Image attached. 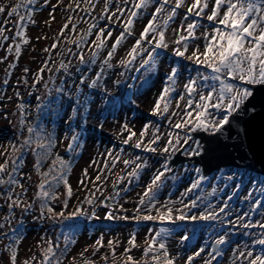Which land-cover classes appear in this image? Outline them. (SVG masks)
Returning <instances> with one entry per match:
<instances>
[{"label":"snow or ice","instance_id":"6c2138e0","mask_svg":"<svg viewBox=\"0 0 264 264\" xmlns=\"http://www.w3.org/2000/svg\"><path fill=\"white\" fill-rule=\"evenodd\" d=\"M93 0H84V3L91 7ZM37 0H21L20 3L10 6L7 9V17L10 20L13 16H17V23L13 26L15 28L14 36L9 37L5 35L8 21L0 24V47L6 41L19 40L23 45L30 43L29 38L26 36V25L35 24L33 16L35 10L29 8V5H34ZM50 0H45V4L41 7H45ZM112 3V0H106L104 14L101 18H106L112 21L113 17H117V22L122 20V31L115 38L111 47L108 49L106 57L103 60V66L108 68L113 67L111 61L115 56L117 50L120 48L127 37L134 35V24L138 15L141 14V10H147L149 6L156 5L154 11L151 14V18L141 31L139 38L135 40L134 44L126 53V58L121 59L119 64L122 67H131L140 57L139 67L136 71L146 69L149 72L157 71V57L159 53L158 49L167 50L170 45L166 40V31L171 22H174L179 15L181 8H187L186 13L180 22L178 29H173L172 40V55L175 58H183L190 61L194 67L184 68V71L188 73L187 79L183 84L182 90L178 91L179 76L181 73L180 64H174L171 67L170 72L165 74V86L160 92L156 102L152 108L151 115L158 119H166L167 123L173 131L166 133L167 139L163 147H157L161 140L159 124L146 123L143 130L139 133L140 139L136 140L133 147L136 149H142L144 152L156 154L161 152L166 154V158L160 163V167L154 172L151 182L146 186L143 195L136 201L137 207L135 213L131 219L137 223L141 221H153L157 217L163 221L164 219L171 220L173 213V205L177 202L165 201L161 209H157L156 205L159 203L157 199V191L162 186V177H165L166 173L171 171L170 160L171 158L180 153L186 157H199L205 154V144L202 140L196 139V134H204L209 138L208 150L211 151L215 146H228V142L238 141L240 147L247 142L248 139V125L256 119L258 115V106L254 103L256 97H260L261 115H264V0H193L191 4H188L187 0H124L125 4H131L132 8L128 11V15L125 17V9H121L117 6L116 11L108 15V6ZM210 4L212 5L210 7ZM24 8L25 15L20 14V9ZM55 7V6H54ZM77 8H79V0H77ZM87 12L88 8L82 9ZM6 13V7L0 6V15ZM165 15L161 17V14ZM52 19L54 16L49 14ZM71 17H69V20ZM100 19V18H97ZM162 19V24L158 23V20ZM211 25L202 23L203 20ZM47 23V21H46ZM69 25L65 23L60 35H63V30L68 29ZM204 28V31L197 36V31L200 28ZM96 30L95 39L91 40V46L88 51L91 53L90 59L85 60V56L82 52L72 53L71 49H68L72 55H78L80 64L95 65L97 59L100 57V53L107 47L106 41L112 39L113 29L98 28L97 23L94 21L89 24L86 33L81 34L78 40L75 41L77 46L87 45L89 38L92 36L93 30ZM72 31L75 32V25H73ZM107 33V35H105ZM151 37V38H150ZM202 40L203 45L197 41ZM145 42L147 47H145ZM22 44L15 42L6 49L7 55H13L15 62L8 65V69H14L17 66V62L22 55ZM57 47L56 43H53L52 48ZM192 48L190 55H187L189 48ZM203 47V51H201ZM45 52H50V48H45ZM147 52V56L144 53ZM3 61L0 60V63ZM61 62L60 69H63L65 74H69V65ZM101 67L100 74H97L90 82L81 73L79 85H87L88 88L96 89L98 82L102 78L104 67ZM47 64L36 73L33 84H39L43 79V73ZM30 69L25 68L24 73L27 74ZM77 71H81L79 68ZM194 73V74H193ZM123 75V73H121ZM23 82L28 83L25 77ZM9 84V79L3 80V85L6 87ZM47 87V85H45ZM78 90H81L78 86ZM106 91V90H105ZM57 92L65 94L64 88H58ZM175 94V95H174ZM17 99L22 101L20 93H16ZM71 99V97H70ZM135 103V101H132ZM60 103L59 99L56 101ZM175 103V109L172 110V105ZM75 104L79 106V110L84 113L89 111V101L87 97L82 101L79 98L75 99ZM183 104V108H181ZM49 105L41 103L37 106V113ZM21 120L19 121L20 138L16 143L10 145L11 151L7 149L0 153L5 157V162L0 164V186H8L6 193L0 194V198H3L8 203L9 210L20 208L22 213H28L33 210V203H26L21 199L19 195L15 198L13 193L15 187L23 189V184L20 183L19 178H23V174L20 172L21 167L25 163V152H33L36 157L34 168L39 172L42 167V162L51 155L53 146L57 143L52 133L45 132L42 125L32 124L29 125L25 118V112L27 106L21 102L17 105ZM78 107H70V114L68 116L69 128H72L73 122L79 117ZM58 111V109H57ZM175 118V122H173ZM86 124V118L83 120ZM99 127L102 129L103 124ZM153 129L151 139L145 142V136L148 134L149 129ZM27 132L25 137L23 134ZM122 132H127L128 135L123 139L124 145L129 144L133 140V137L137 135L136 132L129 127L127 123L122 125ZM69 139L67 145V152L71 154H78L77 148H82L83 144L79 143V133L74 132L73 135L65 137ZM47 141V142H45ZM236 146V145H232ZM120 149L113 156V151H108L107 156L112 158V167L115 166L116 160L119 157ZM56 161L59 163L57 168L56 162L49 168L48 172L40 173V183L38 184V198L40 199V216L35 219L40 220L45 217L55 219V217L63 218L64 220H71L77 216H87L83 205L87 204L93 209L92 217L99 219L96 216L94 208L96 206H102L105 209L111 208V211L106 212L104 219L109 222L114 221H126L129 219L126 215H117L116 213L125 212L126 209L123 205L119 204V198L121 191L128 192L129 188L125 187L122 190L117 189V183H113L114 194L105 197L102 201L95 199L96 193L101 192L99 186H96L94 191L85 197L79 206H77L68 216H65L64 211L56 212L55 209L49 206V201H55L58 199L55 191L56 187L62 182L66 187V198L61 202L63 209L68 208V200L71 199L73 192L70 184L68 183V174L72 171V160H65L59 155L56 157ZM136 161H141L136 163ZM92 164L95 165L96 161L93 160ZM124 164H135L132 171L128 172L129 177L139 179L140 172L149 167L146 160H142L137 156L134 161L124 160ZM105 168L109 165L105 163ZM56 173L53 175V173ZM194 172L199 174L201 169L199 167L194 169ZM102 174V173H101ZM6 177V178H5ZM51 177V179H49ZM31 179V177H27ZM88 178L87 169H84L82 178L78 182L81 186H85L84 180ZM229 180H233V175H228ZM101 179V175L98 174L95 181L92 183L95 185L96 181ZM125 177H118V182H123ZM205 177L199 176L198 179L191 183L190 187L182 193V196H186L187 193L193 189H197L200 186L201 181ZM131 183V181H129ZM236 190H239L237 185ZM255 187L253 188V191ZM253 191H249L246 196L243 197L246 201H251L253 197ZM260 193L264 195V187L259 189ZM216 189L213 188L210 195H215ZM102 195V192H101ZM232 196L227 198V201H231ZM108 201H115V207ZM227 201L217 210L214 209L212 204H207V207L203 212L197 215L187 217L184 209L187 208L191 211L193 208L199 207L197 200H192L189 204H184L183 200L178 203L182 204V207L177 208L179 213L177 219L183 221L186 218L193 221L199 219L203 221H220L222 223L231 224L233 228L241 227L245 230L260 229L258 234L251 231H245L243 235L251 238V243H245L242 247L237 245L232 249L231 264H264V211H260L261 219L259 221L249 222L248 217L253 215L256 210L264 209V203L260 200H255L252 203V208L249 213L242 214L236 217L234 221H228L227 216L230 215L226 211L228 208ZM143 210V212H142ZM157 212V216H153V211ZM221 214L224 217L221 218ZM11 216L5 217L8 221ZM23 226V221L16 229H12L11 234L13 239L8 245L5 246V251L9 253L8 264H17L19 255V244L23 239V234L20 232V228ZM5 227L4 224H0V229ZM78 225H73L71 230L75 231ZM170 235L169 229L161 227L155 232L150 241H146L147 247L143 251V258L148 259L151 253V260L153 264H160L161 255L164 260V264H176L175 258L171 256L168 251L166 239ZM9 233H4V238H8ZM190 237L184 235L183 241H188ZM103 237L96 241V245L103 246ZM2 242V241H0ZM75 243L74 239H68L66 237V243L64 249L57 253V246L49 244L44 249L43 257L40 264H63L62 257L68 251L71 244ZM230 244L229 234L225 233L215 239L208 249L202 246L199 247L193 255H189L186 258L185 264H193L197 257L203 260V264H213L214 261H218L219 258L225 256L224 248ZM109 249L112 253L113 259H115V245L116 241L108 242ZM129 247L125 249L123 255L126 256L125 264H137L134 258L128 253L132 248L137 247L136 233H130L128 240ZM260 247L258 253H254L252 249ZM94 251H99V248H95ZM202 254H205L202 256ZM83 257V253H81ZM107 261L108 256L105 254L102 257ZM23 264H30V261L25 260ZM72 264H76L73 259ZM85 264L90 262L85 261Z\"/></svg>","mask_w":264,"mask_h":264},{"label":"rangeland","instance_id":"374dc122","mask_svg":"<svg viewBox=\"0 0 264 264\" xmlns=\"http://www.w3.org/2000/svg\"><path fill=\"white\" fill-rule=\"evenodd\" d=\"M20 2L21 0H0V6L6 7V13L0 15V24H3L6 20L8 21L7 28L10 30L6 31L5 35L9 37L14 36L15 28L13 26L15 25V16L9 20L7 17V9ZM187 2L188 4H191L193 0H187ZM105 3L106 0H93L91 7H89L84 3V0H79V8L77 9V0H51L45 7H40L41 10H37L35 6L33 8L35 10V15L32 17L35 24L26 25V36L29 38L30 43L23 45L22 41L9 40L0 47V60L3 61L0 63V153H3L6 149L11 151L10 145L16 143L20 138L19 121L21 118L17 105L22 101L17 99L16 93L19 92L23 99L25 97L30 98L29 103L26 104L27 108L25 112L29 113V117L25 118L29 125L34 124L33 118L38 114L37 106L39 105V98L41 97L44 99L47 96L49 98L53 97L56 92V90H52L49 94H40V90L42 89L41 84L44 81L45 76L59 70L57 66H55V62L48 64L45 60V56H48V54L55 56L61 51L62 61L64 63L68 64L70 61L71 63L69 67L79 68L82 64H80L78 55L70 54L65 47L68 43L73 42L80 37V33H85L88 30L89 24L94 21L97 23V10L100 6L105 9ZM117 6L126 10L125 17L128 15L127 10H131L132 8V5L125 4L124 0H112V3L108 6V15L115 12ZM155 6L156 5L154 4L149 6L147 10H141V14L138 15L135 20L134 35L127 37L125 42L122 43L113 57L111 64L112 62L115 64L118 63L119 67H122L119 64V61L126 58V53L134 44L135 40L139 38L141 31L151 18ZM211 6L212 5L210 4V7ZM37 7L39 8L38 5ZM88 7L92 8L93 10L91 11L95 12L82 11V9ZM186 11V7L181 8L179 10V15L174 22L170 23L166 31V40L170 47L167 50H156L159 53L156 60L157 71L149 72L146 69H141L139 73L135 75L136 77H133V75H131L133 73L132 71H135L136 68L139 67L140 57H138L133 66L126 67L123 75H121V70L114 76L112 87L111 83L109 85V90H111L109 96L99 98L98 104L97 98L93 100L94 103L90 110L91 116H87L86 113L78 108L79 118L82 121L80 123H73L80 125L78 127L72 125V128L70 129L67 123L68 120L64 122L62 129L63 137L61 135L62 140L60 141L58 150L62 153H67V145L70 141L69 139H65V137L70 138L74 132L79 133L78 142L83 144V147L76 149L78 154H71L68 152L69 156L66 157V159H71L73 162L72 171L69 173L68 183L71 185L74 195L68 200V208L66 210L63 209L61 202L66 198V187L64 185L61 187L58 199L55 201H49V206L53 207L57 213L64 211L66 216L67 212L73 211L80 205L85 196L94 191L98 183H100L102 195L101 192H97L96 196L100 195V201L104 200L105 197L114 194L113 183L115 182L117 183V189L119 190H122L125 187L129 188L128 192L121 191L120 193L119 204L123 205V208L126 209L125 213L123 212L122 215L128 217L136 215V201L141 195H143L146 186L151 182L154 172L160 167V163L166 158V154L161 152H157L156 154L139 152L134 149L133 144L136 140L140 139L139 133L143 130L144 125L146 123H151L159 124L161 140L157 147H163L167 139L166 133L168 131H173V129L169 127L166 119L153 117L151 111L156 99L165 86V74L170 72L171 67L174 64H180L183 66L181 68L178 83V91H180L182 90L183 84L188 76V73L184 71V68L194 67L190 61L184 60L183 58H175L172 55V47L174 46L172 45V40L174 39L173 29L179 28L180 22ZM50 13H52L54 19L50 17ZM103 14L104 11L101 15H98L100 16L99 18H101ZM164 15L165 14L162 13L161 17ZM69 17H71L70 20ZM81 17H85L86 20L81 22L76 21L77 18ZM104 19L107 21L105 22L107 24L109 20L106 18ZM113 19V22L119 27L115 28L106 25L107 29H113V36L112 39H110L111 44L108 48L111 47L112 41L114 42L115 38L122 31L123 18H120L121 22H117V17H113ZM100 21L101 19H98V22ZM64 22L75 25V32L71 31L69 33L72 34H69L63 30L65 37L62 38V43L65 50H60L58 46L52 48L53 43H56V32L59 27V32L62 30V23ZM100 23L104 24L103 21ZM158 23L162 24V19L158 20ZM202 23L208 25L209 28L211 27L206 19L203 20ZM97 25L100 24L97 23ZM98 28H100V26H98ZM203 31L204 28H200L197 31V36ZM105 35H107V33H105ZM94 39L95 37L91 38L89 43ZM15 42H20L22 44V55L17 62V66L14 69H8V65L15 62V57L14 54L7 55L6 49ZM197 43H200L201 46L203 45L202 40L197 41ZM90 46L91 43L87 47L89 48ZM87 47L83 49H78L79 47H77L75 51L71 52H82L85 56V60L88 61L91 53L88 51ZM145 47H147L146 42ZM45 48H50L51 51L45 52ZM201 51H203V47H201ZM191 52L192 48L190 47L187 55H190ZM144 56H147V52L144 53ZM115 57L117 58L116 61ZM45 63L47 64V67L44 70L43 79L39 84L34 85L33 81L35 75ZM25 68L30 69L27 74L24 73ZM129 68H131L132 71L129 70ZM16 76H20L21 82H16ZM25 77H29L27 84L23 82ZM5 78L9 79V84L6 87L3 85V80ZM134 78H136L135 81L133 80ZM112 94L119 95V98L121 99L120 102L115 100ZM122 99L131 100V103H124L125 101ZM132 101H135V103ZM181 108H183V104H181ZM102 109L106 114L103 115ZM172 110H176L175 103L172 105ZM85 118L86 124L83 123ZM173 122H175V118H173ZM124 123H127L129 127L137 133V135L133 137V140L127 145L122 143L123 139L128 135L127 132H122V125ZM100 124H103L102 129L99 127ZM152 132L153 129L150 128L148 134L145 136L146 143L151 139ZM99 133L100 135H105L111 140H104L98 135ZM23 135L26 137L27 132L25 131ZM120 149H123V151L119 152V157L116 160L115 166L112 167V158L107 156V152L113 151V156H115L116 152ZM34 151H36L35 148ZM34 151L25 152V163L20 169L23 178L21 179L18 177L20 183L23 184V189L15 187V192L13 193L14 198L16 195H19L26 203H33V210L28 213H22L20 208H15L10 211L6 200L0 198V224L5 225L3 229H0V241H2L0 242V264H8L9 253L4 249L14 238L11 234L12 229L18 227L21 221H23L24 224L22 229H20V232L23 234V239L19 244L17 264H23L25 260L30 261V264H40L43 257V251L49 246V244L53 246L58 245L57 248L62 247L63 244L61 239V227L54 226L57 223L60 224L63 218L55 217V219H49L46 214L45 217L40 220L35 219L40 216L41 201L38 198V184L40 183V173L44 172H38L34 168V163L36 161ZM75 156L77 159L73 160ZM137 156L141 157L142 160H146L149 164V167L140 172L138 180L127 175V173L132 171L135 167V164H129L127 166L124 164V160L134 161ZM93 160L96 161L95 165L92 164ZM4 162L5 157L0 155V164ZM140 162L141 161H136V163ZM105 163L109 165L108 168L104 167ZM52 165L53 164L50 163V167ZM170 168L171 171L167 172L165 177H162V186L157 191V199L159 203H157L156 208L166 211L162 208L165 201L170 200L177 202L173 205L172 213V218L175 220H179L177 219L179 213L176 209L182 207V204L178 203L181 200H183L184 204H189L192 200L196 199L198 205H200L199 207L193 208L191 211L187 208L184 209L187 217H191L194 214L199 216V214L207 207V204H212L214 209L218 211L224 202L227 201V198L232 196L233 199L227 201L228 208L226 211L230 213V215L227 216L228 221H234L237 216L249 213L253 201L260 200L264 203V195L259 191L261 187H264V177L261 175H255L247 169L225 168L209 177H205L197 189H193L191 192L187 193L186 196H182V193L190 187L191 183L195 182L199 176H202L201 172L199 174L195 173L194 169L197 168V166L193 164H183L175 173H172V167ZM84 169H87L88 178H85L84 180L85 186H81L78 182L82 178ZM98 174L101 175V179L96 181L94 185L92 182L95 181ZM228 175H233L235 178L229 180L227 178ZM121 176L125 177V179L123 182H118V177ZM27 177H31V179H28ZM129 181H131V183H129ZM237 185H239L238 191L236 190ZM254 187L255 190L253 191ZM213 188L216 189L215 195H210ZM7 190V185L0 186V194L6 193ZM249 191H253V197L251 201H246L243 197L246 196ZM108 202L115 207V201ZM96 208L99 210L98 206H96L94 211ZM90 211H93V209L90 208ZM100 211L102 217H104L106 212L111 210L103 209ZM260 211H264V209L256 210L253 215L248 217L249 222L259 221L261 219ZM151 214L157 216L155 210ZM8 216H11V219L6 221L5 217ZM223 217L224 214H221V218ZM131 218L132 217H129L128 220L122 221L127 224L126 226H119L113 230L107 229L105 231L101 230L95 232V230L93 231V227H91L89 232L81 237V239L77 240L75 245L70 247L71 252L69 258L63 264H72L73 259H75L76 264H85V261H89L90 264H101L102 262L100 261L104 260L101 258L105 255L104 252H107L105 248H109V241H116L115 252H117V256H122L125 253V249L129 247L128 240L130 233L132 232L136 233L137 247L132 248L129 254H133L137 257L143 256V251L147 247L146 241H150L152 236L155 235V232L161 227L169 229L170 235L166 239V244L168 251H171L172 254L177 257L179 264H185L187 256L193 255L199 247L204 246L207 250L208 247L214 243L215 239L222 234L228 233L230 244L224 248L225 256L219 258L218 261H214L213 264H231L232 249L237 245L242 247L246 242L251 243V238L243 235V233L245 231H251L258 234L260 232V229L258 228L250 230H245L241 227L233 228L231 224L222 223L220 221H203L199 219L193 221L186 218L185 220L189 221H185L183 226H179L169 224L167 219L161 221L158 217L153 221H141L140 223H137ZM5 232L9 233V236L6 239L4 238ZM184 235H188L190 239L182 242V237ZM99 236L103 237L102 247L104 248L101 251L100 249L102 247L96 245ZM97 247L99 248V251H94ZM252 250L254 253H258L261 249L260 247H255ZM81 253H83V257L81 256L80 258L79 255H81ZM109 253L110 255L112 254L110 250ZM203 255L205 254H202V256ZM141 260L142 259H140V261ZM141 263L153 264L152 260H143ZM193 264H203V260L200 257H197Z\"/></svg>","mask_w":264,"mask_h":264},{"label":"trees","instance_id":"16d2710c","mask_svg":"<svg viewBox=\"0 0 264 264\" xmlns=\"http://www.w3.org/2000/svg\"><path fill=\"white\" fill-rule=\"evenodd\" d=\"M43 4H45V0H37V3H35L34 5L36 6L35 8L37 10H41L40 7ZM34 5L30 6L29 8L33 9ZM37 5L39 6V8L37 7ZM76 8H77V6H76ZM77 9H75V10H77ZM88 10H93V9L88 7ZM103 11H104V8L100 6V8H98V10H97V18L100 17L98 15H101ZM20 14L21 15L26 14L23 7L20 9ZM100 19H101V21L104 22V24L103 23L101 24L100 23L101 21L98 22V19H97V23L100 24V25H97V27L100 26V28H102V27L106 28L107 27L106 25H108V26L110 25V27H114L113 25H115V28H117L116 27L117 24L115 22H113V20H114L113 18H112V21H109L107 24L105 23L107 21H105L104 18H100ZM84 20H86L85 17H81V18L76 19V21H80V22L84 21ZM93 20H96V19H93ZM64 24H65V22L62 23V29H63ZM67 24L69 25V27H68V29H66L64 31L69 33L72 31L73 25L70 23H67ZM57 29H58V27H57ZM59 30H60V27L57 30L56 37H55V41H56L59 49L60 50L61 49L62 50L71 49V51H75V49L78 47L77 44L75 43V41L78 40L79 37L76 40H74L72 43H68L64 49L63 43H62V38L65 37V34L63 32V35L61 36L60 35L61 31L59 32ZM84 30H86V29H84ZM69 34H72V33H69ZM95 34H96V31L94 29L92 36L89 38V40L91 38H94ZM80 36H81V33H80ZM106 43H107V47L100 53V57L97 59L95 65L83 64L79 67V69L81 71H77L78 68H76V67H73V68L69 67L70 75L65 74L63 69H60V64H61V62H63L61 51H59L57 53V55H55V56L52 54H48V56H45V58H46L45 60L48 62V64H50L51 62H55V64H56L55 66H57V68L59 70L53 72L52 74L46 75L44 78V81L41 84L42 89L40 90V94L42 93V94L46 95V94H49L52 90H56V92H55V95L53 97L49 98L47 96L44 99L41 97L39 98V100H38L39 104L44 103V104L49 105V107H46L40 111V113L38 114L40 119L36 125H42L45 132L52 133L54 135L57 143L53 146V148L51 150V155L42 162V167L40 169L41 172H48L49 168H50V163L53 164L54 162H56L57 168L59 167V163H58V161H56L57 155H59L60 157H62L65 160H68V159H66V156L64 155V153H62L58 150V147H59L60 141H61L62 124L66 121V119L68 118V116L70 114V107H76L77 106L75 104V99L79 98L83 101L85 99V97H87V99L89 101V105H88L89 111L86 113V115L91 116L90 110H91L93 103H94L93 100L95 98H97V104H98L99 98H105V97L109 96V94H111V92H110L111 90H109V85L111 83V87H112L113 78L115 75L118 74L119 71H121V67H119L118 63L115 64L114 62H112L113 67H111V68L103 66V60L106 57L107 51L109 49L108 47L110 46L111 41L108 40V41H106ZM112 43H113V41H112ZM89 44L90 43H88L87 45H80L78 49L86 48L87 46H89ZM54 51H57V50H54ZM116 60H117V58L115 57V61ZM102 66L104 67V72L101 74L102 78L98 82V87L96 89L88 88L87 85H83V86L79 85L81 73H83L84 76L87 78V80L90 82V80L94 79L97 74H100V69ZM122 68L124 70L126 69V67H122ZM28 78L29 77H27V81H29ZM16 82H21V79H19L17 76H16ZM45 85H47V87H45ZM78 86L81 90H78ZM58 88H64L65 94L58 93L57 92ZM70 97H71V99H70ZM58 99L60 101L59 104L56 103V101ZM29 100H30L29 98L25 97L22 100V102L26 105L29 103ZM77 107L79 108V106H77ZM57 109H58V111H57ZM102 111H104V110L102 109ZM25 117H29L28 112L25 113ZM80 121H82V120H80V118L78 117L76 122H80ZM45 142H47V141H45ZM55 174L56 173L54 172L53 175H55ZM49 179H51V177H49ZM68 179H69V174H68ZM97 186L100 187V183H98ZM61 187H63L62 182L55 189L57 196L60 195L59 192L61 190ZM72 192H73V190H72ZM73 195H74V193H73ZM85 197H84V199H85ZM95 199L97 201H100V195L95 196ZM83 207H84L85 212L88 213L87 216H77L71 220H64L63 219L61 221V223H60V227L62 230L61 239H62L63 244H62V247H59L56 249L57 253H59L62 249H64V246L66 243V237L68 239H74L75 243H76L77 240L81 239V237H83L87 232H89V230H91V227H93V231L95 230V232H97V231H101V230L105 231L107 229L113 230L119 226H126L127 225V224L123 223L122 221L109 222V221L105 220L104 217H102V214L100 213L101 212L100 210L105 209L102 206L98 205L99 210H97V208L95 210V214H96V216L99 217V219L92 217V211H90V208L87 204H84ZM106 210H112V209L108 208ZM71 212H67L66 216H68ZM122 213L123 212L118 211L116 214L122 215ZM129 217H133V216L131 215ZM167 221H176V220L174 218H171V220L167 219ZM73 225H78L79 227L76 228L75 231H72L71 228ZM100 238L101 237L99 236V238H97V239H100ZM75 243L71 244L70 247L75 245ZM70 247H69L68 251L62 257L63 263L65 261H67L69 258V255L71 252ZM103 248L104 247H102L100 249V251L103 250ZM105 249L107 252H104V254H107L108 259H107V261H105V260H103V258H101L103 260V261H100V262H102L101 264H104V263L105 264H125V260H126L125 255L117 256V252H115V259H113L112 254L110 255V253H109L110 249L109 248H105ZM169 253L171 254V256L173 258H175L176 264H179L177 257H175L171 251ZM128 255H131L134 258V260L137 262V264H142L141 262H143V260L144 261L151 260V253L149 254V257L147 260H145L143 258V256L137 257V256H135L133 254H129V253H128ZM79 257L81 258V255H79ZM140 259H142V260L140 261ZM160 264H164V260H163L162 255H161V259H160Z\"/></svg>","mask_w":264,"mask_h":264},{"label":"water","instance_id":"95a60500","mask_svg":"<svg viewBox=\"0 0 264 264\" xmlns=\"http://www.w3.org/2000/svg\"><path fill=\"white\" fill-rule=\"evenodd\" d=\"M254 103L258 106V115L256 119L248 125V139L243 147H240L238 141H231L228 142V146L226 147L215 146L209 151V138L204 134H196L195 137L202 140L205 144V154L203 156L190 158L177 153L170 160V163L175 165L172 172L174 173L182 162L189 163L193 161L201 167L204 176L211 175L228 166L249 168L251 171L264 174V115L260 114L259 96L254 99Z\"/></svg>","mask_w":264,"mask_h":264}]
</instances>
